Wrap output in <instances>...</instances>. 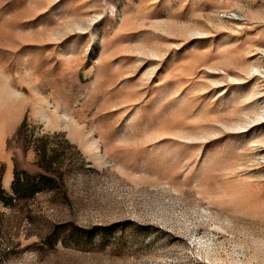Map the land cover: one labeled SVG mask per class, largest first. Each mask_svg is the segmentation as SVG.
Wrapping results in <instances>:
<instances>
[{"label": "rangeland", "instance_id": "rangeland-1", "mask_svg": "<svg viewBox=\"0 0 264 264\" xmlns=\"http://www.w3.org/2000/svg\"><path fill=\"white\" fill-rule=\"evenodd\" d=\"M0 264H264V0H0Z\"/></svg>", "mask_w": 264, "mask_h": 264}, {"label": "trees", "instance_id": "trees-1", "mask_svg": "<svg viewBox=\"0 0 264 264\" xmlns=\"http://www.w3.org/2000/svg\"><path fill=\"white\" fill-rule=\"evenodd\" d=\"M40 172L31 174L15 169L12 174L11 193H6L0 184V204L13 207L17 203L32 198L43 190H50L54 183L62 179L60 161L56 154L46 155L42 150L38 160Z\"/></svg>", "mask_w": 264, "mask_h": 264}]
</instances>
